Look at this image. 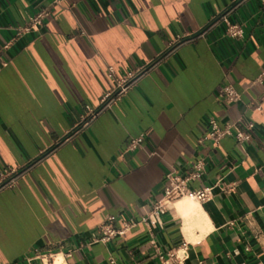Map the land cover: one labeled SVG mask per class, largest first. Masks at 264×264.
<instances>
[{"label": "crops", "instance_id": "1", "mask_svg": "<svg viewBox=\"0 0 264 264\" xmlns=\"http://www.w3.org/2000/svg\"><path fill=\"white\" fill-rule=\"evenodd\" d=\"M56 1L0 0V264H178L184 244L183 264H264V0ZM226 83L238 102L221 99ZM210 117L250 140H204ZM198 161L188 186L213 198L180 199L149 229L170 167L190 176ZM110 216L138 225L90 245Z\"/></svg>", "mask_w": 264, "mask_h": 264}, {"label": "built area", "instance_id": "2", "mask_svg": "<svg viewBox=\"0 0 264 264\" xmlns=\"http://www.w3.org/2000/svg\"><path fill=\"white\" fill-rule=\"evenodd\" d=\"M61 0H57L56 4H60ZM50 15V10L45 9L29 18V22L26 26L17 29L15 39H18L24 35L31 33H39L44 25V21ZM216 22H222L227 24V35L232 39H241L244 35V28L239 24H233L228 19V13L221 15ZM8 46H5V49ZM8 62L0 57V68H6ZM113 76V71H110ZM126 90V83L120 84L118 91L110 96L106 102L114 101ZM221 99L226 104L236 103L240 100L239 93L235 90L231 83H226L220 92ZM206 128L207 133L203 137L204 140H211L215 143H219L223 138L231 136L236 139L240 144L248 142L250 140V134L240 129L239 123L226 124L221 126L217 119L210 117L207 121ZM247 129L249 131L254 130V124L248 123ZM202 139V140H203ZM145 141V135H141L138 138L132 139L126 149V152H133L143 147ZM190 170H193L192 175L181 174L176 167H170L166 174L167 184L163 191V197L158 201H152L149 205L148 215L141 221L149 229L157 230L163 228L162 216L167 213L170 206L180 200L188 199L190 201L205 204L209 202L214 195L215 187H206L203 189L192 190L189 188V181L199 178L203 171L204 165L201 161L196 162ZM116 223L120 224L119 228H116ZM138 222L131 219L126 220L124 218H117L110 216L106 218L104 223L99 227L98 231L90 235V245L94 243H107L112 238L117 236H125L131 229L136 227ZM41 258L47 261H55L54 255H42ZM171 257L178 262L183 264L189 257L188 247L184 244L181 249L177 250ZM30 262V261H29ZM114 264V262H111Z\"/></svg>", "mask_w": 264, "mask_h": 264}, {"label": "bare ground", "instance_id": "3", "mask_svg": "<svg viewBox=\"0 0 264 264\" xmlns=\"http://www.w3.org/2000/svg\"><path fill=\"white\" fill-rule=\"evenodd\" d=\"M180 205V206H179ZM178 206L179 207H182L181 209H185L186 208V211L188 210L189 212H191L192 214H195L196 213V210L198 209V206L193 203V202H185V203H180ZM185 207V208H184ZM187 211V213H189ZM199 211V210H198ZM194 212V213H193ZM190 213V214H191ZM198 213V212H197ZM200 213V212H199ZM56 264H64L63 262V259L60 258Z\"/></svg>", "mask_w": 264, "mask_h": 264}]
</instances>
